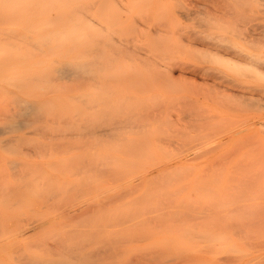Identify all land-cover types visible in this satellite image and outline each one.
<instances>
[{
	"label": "rangeland",
	"instance_id": "374dc122",
	"mask_svg": "<svg viewBox=\"0 0 264 264\" xmlns=\"http://www.w3.org/2000/svg\"><path fill=\"white\" fill-rule=\"evenodd\" d=\"M187 1L189 2L187 4V7L190 8L192 6V8L190 10L193 11V15H192L193 17L190 19L180 17L181 16L180 13H181V11H184V8H185L184 4ZM187 1L185 0V2L183 3V0H182V2L180 1L181 3L179 1L177 3L176 0H163V1L162 0H139V3H138L139 5L137 7L138 9H137L136 16L134 18V24H133V27H135L137 32L134 33L132 31L133 27H131L127 32H128V34L130 33L129 34L130 37L134 36L136 38V41H137L136 44L138 42L141 46H142V44H144V45L148 44L147 46L143 45L144 47H147L146 51H145L146 48L143 49V47H138L137 46L138 44L137 45L135 44V48L137 49L136 50L137 53H134V54L131 53V57H132V55H135L134 57L136 60V59H138L136 57V55H138V53L143 55V51H144L145 55H147V56H145V55L142 56L140 54H139V56H141L140 58L143 57V59L148 57V59H147V61H146V59H144L146 61V64L143 66L142 63H140V65H139V62H141L139 59H138L139 62L135 63V60L132 61L131 58H129L132 62H134L135 64H138L137 65L138 67L135 66L137 68L136 69L133 66L135 64L134 63L131 64L132 62L128 59V57H125L123 55V58L124 59L126 58L125 60H127V63H126L125 60H123V58H122V61L125 62V63L122 62V65L125 66L124 64H126V67H124V70L126 71L127 76H126V73L123 72V70L121 69L123 66L121 68H119L121 66V63H120L121 61H120L119 62L120 66L118 65L116 68L121 69V70H119V72L121 71L123 74L121 73V76H120L121 80L119 82H117L118 85L116 84V88H118V89L115 90V95L117 97L119 95V97L118 98L114 97V100L117 99L116 100V102H117L118 100H120L119 98H122L123 100L121 99L120 101H122V102L124 101V103H126V105H124V103H123V105H121V107H120L122 109L121 112H123V114H125V117H121L120 116L121 114L119 115L120 118H122V119L126 118L127 113L131 114V112L133 113L134 112L133 110H135V111H139L140 112L139 114L141 116L143 115V113H146V114H151V115H147V117L148 116L154 117L153 119L156 118V120L158 122L163 120L160 123V125H162L160 127V128H162L161 133L162 132L167 133L169 131V129H164L165 128L164 126L167 123L169 124V122H167V123H164V122L169 121V120L170 121L174 120L175 122L171 123L173 125L174 123L177 122L178 117L184 115L185 113H187L189 111L191 112L194 110L195 113L198 114V115H196L193 111L192 113H194V116L201 117L200 119L197 117L196 121L201 120V119L203 120L205 118V121L207 120V123H210V121L212 122L211 123L212 128H215L213 126H217V125L218 126L216 127V129L206 128L209 131L203 130L204 132H202V131L197 132V133H199V134H197L198 136L195 135L196 133H193L192 137H194V135H195L193 141L199 136L200 137L196 140L197 142H200L201 137H202V139L207 138V140L210 139L211 141L213 139L214 141H212V142L209 140L210 143L205 139H203V140L206 143L208 142L207 145L211 146V147L212 146L215 147L218 144V146H216L217 150H214L215 152L213 151L212 153L206 154V156L205 155H203L202 157L199 156L198 159H195L193 161L189 160L186 163L181 164L179 162V160L181 159L182 155L180 157L179 156L176 157V156L181 154L182 151L179 152L181 149L175 147L174 146L175 143H174L171 146L172 148L167 149L169 152H166V153L165 152H160V153H156V154L155 153L154 154L153 153L152 154L137 153L138 155L136 153H134V155H132L133 153H130V154L128 153L129 155L128 154L127 155L116 154V156L119 159L118 161L125 159L124 163H123V161H122V163L120 162L122 164V166L119 163V165H120L119 167L117 166L118 165L117 163H116L117 165H114L115 161L113 162V164H111L112 161L105 158L104 155H102V157L98 156V158L103 160L107 164V165L105 164V166H108V167H105V166L99 167V165H101V164H99V165H97L98 163L95 164V160L97 159V156H95V159H94V157L93 158L91 157L89 159V160H92V162H89L88 159H86L87 164L83 163L86 161L82 162L83 156L81 157V159L79 161H77L78 155H80V154L86 155V153H83L82 151H80V154L76 153L77 159L74 158V159H76V161H73L71 159L75 163V166H76V164H77V166H79V164H80V166L79 167H73L72 169H70L71 170L70 171L67 163L65 165H64V163H62V165H61V162L63 160V157H64V159L65 158L67 159L71 156L70 154H73V152H71V153L65 152V150H68L69 147L68 146L61 147L60 145H57V150L55 149L56 147L55 148L53 147L54 151L50 150L49 145H50L51 141H52L51 143L53 146H56V144H58V143L53 144L54 141L49 140V139H52L51 135L54 132L52 133L51 131L53 130V128H56L53 131L58 130L57 127L60 128L59 126H61V125H59V124H63L65 127L67 126L66 128H68L69 122H70V124L72 122V125L74 124L72 119H71L72 121L71 120L69 121V118H71L70 116H72V109L74 108V107L73 108L69 107L73 103L71 101L68 102L69 104H67L69 107L68 109H70V111L66 110L67 113L69 114L68 115L66 113V115L68 116V119L65 120L68 125H65L66 123L64 122V120L62 121V119L61 120L59 119L60 117H57L58 119L55 117L52 118L53 116H56V115L58 116L60 114L54 113L53 115H48L46 113L45 116H47V117L51 116L48 119L57 120V121H54L57 123V125H55V124H54V126H52L53 124L49 125V123H51V122H49L50 120L48 121V119L45 120L46 118H44L42 121H40L41 123L38 122L35 124V126L32 125L33 129H31L32 126H30V128L27 127L25 129H22V131H15V132L11 131L13 133L6 132L3 134H0L1 135L0 136L1 141L7 140V139L8 140L14 139V137H19V140H16L13 143L11 142V144H10L11 146H9V147L7 146V144H5L6 146L4 144L0 145L1 147H3L2 145L5 146L3 148L0 147V171H1L0 172V175H1L0 176V180H1L0 183L3 181V183H1V186H0V193H1L0 194L1 195L0 196V231L2 232V233H0V264H20V262H22L21 261L22 259L26 260V257L29 258L26 261L31 260L30 262H32V263L35 262L34 264H37L40 259L42 260V262L40 261L41 263H43V260L49 261L51 259L60 260L61 258H63L65 260H67V259L69 260L67 254L72 255L73 253L79 254V255H77L79 257H77V259H76V260L79 259V262L77 261L76 263H78V264L83 263L84 264V260L83 261L81 260L82 259L81 258L82 256H80L81 254L83 255V253H85V255H83V256L86 257V254H88L89 250L91 251L94 248L96 249L97 247L101 246L102 244L106 247L109 245L108 243H110L111 240L114 241L115 238L120 239V241H118V243H117L116 239L114 241V243L116 242L115 244H117V246L121 245V243L123 244V246H125V245L127 246L130 242V239L132 240L134 238L133 235H132L133 237H131V233L137 234V232L142 233L143 230L147 231L149 229V227H148L149 223L151 224V222H149V221L153 220L155 215L164 214L162 216H165V218L167 216L171 217L172 216L171 215L172 210L175 213L178 212V214L181 212L183 213V214L181 213L180 215L177 214L180 217V218L176 219L178 227L179 226L181 227L183 225L182 223H186L187 220H189V219L196 218L198 221L202 222L204 220V218H206L203 221V226H201L202 223H200L201 225L200 224L199 225L201 227L198 225V226H196L197 228H195V226L189 227V225H183L181 227V229L178 228L177 230H176V228L175 229L171 228V230H168L169 228L167 226L153 229V230H157L156 234L158 233V235H156L155 238L161 239V240H158V239L157 240L155 239V240H156V242L158 241V242L163 244V246H160L161 244L157 242L158 244H160L159 246L161 247V249L164 247L163 252H165V253L169 252L171 254V256H173L175 258V261L177 263L180 262L179 259L185 260L188 258V260H186L185 264L186 263L187 264H264V123H262V122H264V79L260 78L258 76H255L254 73L251 74L249 71H245L244 74H243V72L237 73L238 70L234 71L229 66H226L223 64H221L222 67L220 68L219 67L220 64L218 62L213 60L211 57H208L209 56L208 52L211 54H213V53L218 54V52H215V51H219V53H221V55H224V57H227V58L231 57L235 60L240 59L241 61L244 60V62L251 61V59L247 58V56H245L244 54L242 55L241 52L240 53L236 52V51L234 52V50H233V52H231L232 54H230V52H229V51H231L230 44H235V42H234L235 37L234 38L231 37L232 39L229 37L231 39L230 40L231 42L230 41L228 42V41H226L227 39L226 40L223 39V37L226 33L222 34L223 37H220L221 35L219 36V38L217 39L218 44L216 45V39L213 38L215 41L212 39L211 33L214 31H216L215 33H217V32L221 33V31H220V29H217V27H216L217 25H215V27H214V25L212 26L213 22L211 21L209 15L206 14L207 13L206 9H209L210 7L212 8V6H210V7L207 6L208 4H207L206 0H191V1L187 0ZM176 3H177V5H176ZM198 4H201V5H198ZM4 5H5L4 2H0V6H4ZM5 8L6 7L1 8L2 11H5ZM201 10L204 12L201 13L202 12ZM194 12H195V14H194ZM151 14L152 15L154 14V15L152 16ZM200 14H202V15H200ZM204 15L206 16V18ZM159 16L161 19L167 17L168 22L165 21L166 19H164L165 22L163 20H161L162 21L161 22ZM203 16L206 20L204 18H199V17H203ZM151 18L153 19V21L151 20ZM203 19L206 22L208 20H210V21H208L207 24H203L201 22V20L203 21ZM157 21H158V23H157ZM161 23H164V24H161ZM165 23L167 24V26ZM201 25H203V26H201ZM204 25H205V27H204ZM183 26L186 29L185 28L182 29ZM186 26H188V28ZM202 28H204L205 30ZM203 31H205V32H203ZM155 32H157V33H155ZM199 34L202 36L199 37L200 36ZM208 34H209V36H208ZM196 35H198V36H196ZM126 36L127 35H124V36L122 35V37H126ZM225 37H227V36H225ZM220 38H221V40H220ZM148 39H149V41H148ZM206 39H207V41H206ZM222 39L225 40V42H223ZM167 40H168V42H167ZM236 40L237 39H235V41ZM157 42H159L161 45ZM211 42H214V43H211ZM238 42H240V41H238ZM165 43H168V44H165ZM219 43H222V44L225 43V45L227 43V46L229 44V47L225 46V47H227V49H226L225 47H223ZM52 44L55 45L56 43L53 42ZM103 45H105V44H103ZM132 45H134V43ZM156 45L159 47H157ZM173 46H174V48H172ZM149 48L153 49V50H149V52H148ZM240 48L242 49V47H240ZM228 49H230V50H228ZM172 50H174V51H172ZM182 50H183V52H182ZM160 51H162V52H160ZM34 52L36 53L37 51H34ZM49 52H51L50 55H52L53 52L54 53L60 52V50L49 51ZM155 52L156 53L159 52L157 54H160V55L158 56ZM224 52H226V53L224 54ZM153 53H155L156 55ZM161 53H164V54H161ZM238 53H239V55H237ZM167 54H168V56H167ZM47 55H49V53ZM150 55H151V58H150ZM174 55H176V57H173ZM225 55H227V56H225ZM199 56H201L200 59H199ZM166 57H168V58H166ZM238 57H240V58H238ZM48 58H49V56L47 57V59ZM164 58H166V60H164ZM169 59L171 61H175V62L179 61L177 65H180V64L182 65L183 64L182 61H184V64L186 61L187 64L193 63L192 65L196 64L198 66L201 63L202 64L200 66H202L203 64H204L203 66H207V65L213 66V64H214L213 67L220 68L224 72L226 71L225 74H227V75L229 74L231 76H232V74H230V73H232L234 71L235 76L233 77V80L234 79H235V81L238 80L237 85L234 83V81L233 82L228 81V83L230 82L228 84L227 82L224 83V82L220 81L219 79H217L218 85L216 86L219 90L223 89L227 94H231V93L234 94V96H232L231 98L229 96H227L229 99H225L224 97L223 98L218 97V99L220 98V101H222V102L227 100L224 102L226 104H229L228 102H230V104L234 103V104H232V106H233L232 113H231V111H227L226 107L223 108V106L221 108H223L224 111H227V112H223L222 109H219V111H218L219 105L216 104L217 101H216V103H211V104H213L212 105L213 107L215 105V111H213L214 108L212 106H209V105H205L204 108L205 109L207 107L210 109L213 108L212 113L209 112L210 110H208V109L206 110V112H205V109L203 111L202 106H204V104H205V102L203 101L204 97L203 96L200 97L201 101L204 102V103H201V101L198 100L197 96H195V93H193V92L189 93L188 91L185 90V89L188 90V88L190 90V88H191V84L189 83V80L178 79V80L172 81V79L168 78L167 73L164 72L165 64L170 61ZM206 59H208V60H206ZM148 60H150V64H147V63H149ZM262 60H263V63L259 62L257 64V66L264 71V54H262ZM128 61H130V63ZM180 61L182 63H180ZM208 61H210V62L208 63ZM136 62H137V60H136ZM211 63H212V65H210ZM215 63H217V64H215ZM205 64H207V65H205ZM217 65H219V66H217ZM127 66L128 67L131 66L130 69H132V70L129 69V71H127V69H126V68H128ZM224 66H225V68H224ZM133 68H135L136 70ZM162 73L166 76L162 75ZM160 75L162 76V78H163V76L165 77L164 80L161 78ZM157 76H159V78ZM174 76H177V73H175ZM250 77H252L253 79ZM127 78H129V79H127ZM239 80L241 83H239ZM123 81H124V83H123ZM168 81H169V83H165ZM209 81L212 84L214 82L212 80H209ZM0 82H2L1 84L7 85L6 82H3L2 80H0ZM163 82L165 83L164 84L165 86L167 85L166 86L167 88L165 87V89H163L164 88V85H162ZM130 83H132V84H130ZM219 83H220V86H219ZM214 84H215V82H214ZM225 84L227 85V87ZM239 84H241V85H239ZM130 85H132V86H130ZM126 86H129V88ZM161 86H162V88H161ZM251 86H254V87H251ZM262 86H263V88H262ZM170 87H171V89H170ZM259 87H260V89H259ZM164 90H166V94H165V92H161ZM143 91L145 92V94ZM117 92H118V94H116ZM160 92L163 93L164 96L166 95L167 98L163 99V100L161 99L162 101H159V98H161V97L158 95V93H160ZM124 93L127 97L124 95ZM131 95L134 98L133 100L130 99V98H132ZM164 96H163V98H165ZM185 96H189L190 97V98L188 97L189 100L192 98L195 99L196 100L195 102H197L196 106H198V109H197V107L194 106L195 104L188 103V105H187L188 100L186 99ZM136 97L137 98L140 97V98L137 99ZM171 97H174L173 103L170 101L173 99ZM168 98H169V100H168ZM135 99H137V100H135ZM175 99L177 101L179 99L180 100L177 102V101H175ZM114 100H113V102H114ZM134 100L136 102H134ZM120 101H118L117 103H120ZM116 102L114 103V105H116ZM138 102H140L144 105L142 107L145 108V106H147L150 109L146 108V111H147V109H148V111L145 112V109L143 111V109H141V107L139 108V106H136ZM160 102L162 103V105H164V107L161 105ZM183 102H185V103H183ZM193 103H194V101H193ZM200 103L202 105H200ZM170 104L172 106H169ZM190 104H191V106H190ZM117 105L119 106L120 104H117ZM138 105L141 106V104H138ZM73 106H74V104H73ZM111 107H113V105L112 106L110 105V109H111V111H113V109ZM127 107H129V108H127ZM0 108H3V112H4L5 109H4L3 104H2V107L0 105ZM113 108L115 109L116 107H113ZM120 108H117L118 111H120ZM123 108H126V109H124V111H123ZM182 108L184 109V111ZM234 108H235V111H233ZM127 109H128V111H127ZM158 109H159V111L161 109V111L158 112ZM162 109H164V112H162ZM236 109H237V111H236ZM238 109H239V111H238ZM242 109H244L245 112H243ZM257 109H258V111H257ZM115 111H116V109H115ZM125 111H126V113H125ZM216 111L219 112V114ZM220 111H222V112H220ZM0 113H1V111H0ZM117 113L116 112H112V113L110 112V116L108 113L107 114L108 116L105 115V116H107V118L105 116H104V118L105 119L109 118V120L112 121L114 118H112L111 115H113V114L118 115ZM162 113L163 114L165 113L164 118H163ZM203 113L209 114L208 117L211 120L207 119L208 117H204L203 115L206 116V114H203ZM220 113H222L224 116L221 115ZM224 113L226 114V116ZM216 114H218V115L216 116ZM219 115H221V118ZM157 116H159V117H157ZM202 116H203V118H202ZM117 117L118 116H116L115 119H117ZM192 117H193V115H192ZM212 117H213V119H212ZM102 118H103V115H102ZM157 118H160V119L163 118V119L158 120ZM148 119H150V118H148ZM59 120L61 122H64L65 124L59 122ZM203 121H201V122L203 123ZM0 123H3L2 118H1ZM52 123H53V121H52ZM236 123L239 124L238 127H237ZM1 125L2 124H0V126ZM72 125H70L69 128L70 127L73 128ZM219 125L224 126V127H222V129H221ZM233 125H235V126H233ZM65 127H62L61 129L62 130L66 129ZM166 128H168V127L166 126ZM226 128H227V130H226ZM234 128L236 130H234ZM219 129H221L219 133L223 134V138L226 137L225 139L227 140V142H228V139H231L228 143L227 142L223 143V141L225 142V139L220 141L222 139L221 138L222 135L219 136L220 137V140H219L217 135H220V134L216 133L217 131H219ZM47 130H50L49 132L51 134L49 132H47ZM224 130H226L225 133H229L230 136L227 137V134H225L223 132ZM232 130H234V131H232ZM34 131H36V133ZM207 132H210V133H207ZM49 135L51 138L49 137ZM203 136H205V137H203ZM22 139L25 141H23ZM203 140H201V141H203ZM35 141L37 144L35 143ZM189 141H191L190 143H192V144L196 142V141L193 142L192 140H189ZM42 142L44 145L43 148H41L43 146ZM221 142H222V145H220ZM247 142H249V143H247ZM0 143H2V142H0ZM245 143L248 145V147ZM253 143H254V145H253ZM35 145H36V147H35ZM64 145H65V143H64ZM251 145H253V146H251ZM59 146L61 148H59ZM177 146H179V145H177ZM34 147L37 149H34ZM58 149H60V151L62 149L63 153H66V154L63 155L60 151H58ZM35 150H37V151H35ZM248 150H250V151H248ZM51 151L52 152L57 151L56 152L57 155H55V153L52 154ZM86 152H87V155H90V156L93 155V154H90V151H86ZM177 152H179V154ZM245 152H246V154H245ZM58 153H60L61 155L58 156L59 155ZM167 153H169V154H167ZM45 154H46V156H45ZM199 154L202 155L201 153H199ZM142 155H143V158H142ZM121 156L126 157V158L123 159V157L121 158ZM134 156H135L136 160L134 159ZM59 157H61V158H59ZM171 157H173V158L171 159ZM220 158H222V159L219 160ZM153 159H155L156 163L153 161ZM93 160H94V167H96L94 169L92 167L93 164H91V166H90V164H88V163H93ZM150 160H152L153 162H151ZM156 160L157 161L160 160L159 162L161 163V165L163 167L160 166V163H157ZM214 160H215V163H214ZM12 161L16 163L14 168H13L14 164L12 163ZM58 161L60 164L57 163ZM139 161H140V163H139ZM50 162H51V164H50ZM78 162H79V164H78ZM53 163H54V165H53ZM68 163H70V160ZM130 163H132V164H130ZM49 164H50V166H53V167H50V166L47 167V165H49ZM126 164H129L130 166L128 165L129 167L127 166V168H126ZM17 165H19V166H17ZM63 165L65 166L64 168H66V169L62 168ZM81 165H83V166H81ZM152 165H154V166H152ZM97 166H98V169H102V167H104L106 169L110 167L111 169L110 168H109L110 170L104 169L103 172H101L100 170H97L96 171L97 173H95L94 175L98 174V171L101 172L102 175L99 174L98 175L99 178H96L98 176L97 175L93 176L92 174H93V172H95L94 170L97 169ZM115 166H117V167H115ZM141 166H143V167H141ZM146 166H148V167H146ZM83 167H85V168H83ZM42 168H44V169H42ZM187 168H189L190 170L192 169V170L190 171ZM63 169H64V171H63ZM81 169L83 171H80L81 172L80 173L79 170H81ZM85 169H87V170H85ZM186 169L189 170V172L186 171ZM66 170H67V173H70L71 175L70 174L68 175L67 173H65ZM77 171L79 172L78 177H77V175H78ZM91 171H92V174H91ZM107 171H108V173H107ZM177 171L179 173H177ZM17 172H19L18 175H16ZM26 173L28 174L29 177L27 176ZM74 173L75 174L77 173V175L75 176ZM188 173L190 175L191 174L192 175L190 176ZM64 174L66 175V177H65L66 179L64 178ZM103 175H105V176L103 177ZM23 177H25L24 178L25 181H24ZM160 177H161V179H160ZM92 178H95V180H93ZM176 178H177V180H176ZM98 179H99V181H98ZM148 179L151 181H148ZM4 181H6V182H4ZM8 182H9V185H8ZM139 182H140V184H139ZM202 182H203V184H202ZM47 183L49 185H47ZM151 183H153V184H151ZM10 185H11V187H7ZM161 186L163 187V190L161 189L162 188ZM165 186L168 188H165ZM182 186H184V187H182ZM15 188H16V190H15ZM200 188H202V190ZM53 189H54V191H52ZM147 189L148 190L150 189V191L149 192L146 191ZM11 190H12V192H11ZM101 191H103V192H101ZM163 191H164V193H163ZM165 191H168L169 193H167ZM176 191H177V193H176ZM56 192H58V193H56ZM121 192L123 195L121 194ZM113 194H115V195H113ZM172 195H173V197H172ZM4 197L5 198L7 197L6 203L4 201ZM167 198L170 201H168ZM112 199L114 200V203H112V201H113ZM243 199H244V201H243ZM8 201L10 203H8ZM131 201H132V203L133 202L135 203V204H132L131 206L129 205V207H131L132 209L135 210L138 205L141 207V208L138 207L135 210L136 213L133 214V219H135V217L138 216L137 213H139V211H141V212L143 211V213H145L146 216H144L143 219L146 221H143V219H141L142 220L141 223L145 222V224H146V222H149L144 227L145 229L141 225H140L141 228L138 227L137 226V225H139L138 223L136 225H131L132 227H127L128 224L124 223L122 221V225L124 227L126 226L125 228H123L121 223L119 224V222H121L120 218L123 219L122 218L123 214L125 212H128L129 209H131V208H128V203ZM140 202L142 204L145 202L143 204L144 206H142ZM138 203H140V204H138ZM154 205H157V206H154ZM165 205H167V206H165ZM168 207H169V209L171 208L170 209L171 211L169 213H168V211H169ZM175 207H176V209H178L177 212H176ZM156 208L157 209L160 208V210H157ZM189 208H190V210H189ZM179 209L180 210L183 209V210L180 211ZM84 210H86V212L88 214H90V216L87 215V213H84L85 212ZM144 210H146V211H144ZM81 211L83 213V217H85L87 215V217H86L87 219L86 218H84V219H86V221L89 220L88 222H86L85 220H82L83 217H80L82 215ZM185 211H186V213H185ZM193 211H195V212H193ZM156 212H157V214H156ZM75 213H76V215H80V214L81 215L76 216ZM154 213H155V215H153ZM166 213H167V215H166ZM175 213H174V215H175ZM84 214H85V216H84ZM114 214H116V215H114ZM187 214H189V216ZM192 214L196 215V216L194 217ZM70 215H71V218H70ZM77 217H79V218H77ZM102 217H105V221H104L105 225H104V222L102 221V220H104ZM117 217L119 220L116 219ZM175 217H176V215L172 218L175 219ZM88 218H90L91 220ZM150 218H151V220H150ZM184 218H187V220L186 219L184 220ZM211 218L213 221H210ZM77 219H79V220H77ZM181 219H183L184 222L181 221ZM216 219L218 221H216ZM41 220H42V222H41ZM147 220H149V221H147ZM166 220H168V219L166 218ZM84 221L86 224L87 223L88 224L85 225ZM91 221H93V222H91ZM176 221H175V223H176ZM219 221H222V222H219ZM214 222H216V223L214 224ZM80 223H82L81 225H84L85 230H83V231H85V234L88 232V235L87 234L85 235L84 233L82 234L81 229H80L81 232L79 231L80 233L74 232V231H77L79 228L83 227L80 225ZM204 223L206 225H204ZM70 224L73 226H71ZM114 225L116 226V228L114 227ZM228 225H229V227H226ZM74 226L75 227L77 226L76 228H78V229L76 230V228ZM87 226H88L87 230H89V231H86ZM112 226L115 229L112 228ZM237 226H238V228H236ZM239 226L241 228H239ZM106 227H107V229L105 230L106 232L104 230L100 231V228L105 229ZM192 227H194V228L192 229ZM74 228H75V230H74ZM110 228H112V229H110ZM133 228L136 231H132L131 229H133ZM187 228H190V229L188 230ZM22 229H24V230H22ZM94 229H97L98 232L104 231L105 235H103V234L99 235L100 234V232H99V234L97 233V236H95L97 231L95 230L96 231L95 232ZM125 229L126 230L129 229L130 231L129 230L126 231ZM185 229L187 232L185 231ZM66 230L69 231L70 234L67 233ZM71 230L73 233H75V235H73V233H71ZM150 230L152 231L151 228H150ZM195 230L197 232H195ZM15 231H16V234L14 233ZM114 231H115V233H114ZM125 231H126V233H125ZM91 232H93V234H95V235H91L92 234ZM65 233H67V234H65ZM77 233H79V235H77ZM109 233H113V234H115V236L112 235V236L108 237ZM119 233H122L123 239H121L122 237H121V234H119ZM81 234L84 236H81ZM116 234H119L118 236H120V238H118L116 236ZM125 234L126 235L129 234V235H127L128 237L125 236ZM16 235H18V236H16ZM69 235H71V236L69 237ZM109 235H111V234H109ZM27 236L29 239L27 238ZM80 236H81V238H80ZM92 236L97 237V238H94L96 240H99L100 236H102V237H101L100 241L93 240L97 243L91 244L90 242L93 239ZM113 236H114V239L111 238ZM124 236H125V238H124ZM202 236L204 237V240L202 239L203 238ZM6 237H8V238H6ZM51 237H53V238H51ZM55 237H57V238H55ZM58 237L60 238L59 240H58ZM72 237H73V239H74V237L75 238L78 237L79 239L77 238L76 240L75 239L72 240ZM89 237L91 239H87L86 240L87 242L84 243L85 240H83V239H86ZM197 237L198 238L202 237L201 241L199 239H197ZM65 238H69V240L66 239L67 240L66 241ZM110 238H111V240H110ZM162 238H164L166 240V244L164 243V241H162ZM10 239H12V240H10ZM23 239H25V241ZM63 239H64V242H63ZM80 239L82 240L83 246H84V244L85 245L87 244L86 245L87 247L85 246V249L89 248V250L83 249V251L85 250V252H83L81 249L82 248L81 245H79V246H81V248H80L81 250L78 248L79 246L78 247L75 246V245H77V243L79 244ZM207 239L210 241L209 243H208ZM22 240H23V242H22ZM106 240L109 242H107ZM13 241H15V242H13ZM102 241L103 242L105 241L107 245L105 244V242L102 243ZM11 242H13V243L11 244ZM70 242L71 243L74 242V243L70 244ZM170 242L173 245H171ZM176 242H178V244ZM63 243L65 245H62ZM88 243H90V245H92V246H90V245L89 246L92 247L93 249H90V247L88 246ZM114 243H112V244H114ZM138 243H140V242H138ZM112 244H110V245H112ZM168 244H170L171 246ZM174 245H175V247H174ZM39 246L41 247L40 249H38ZM45 246H46V248H45ZM61 246H62V248H61ZM178 246H180V247H178ZM50 247L51 248L53 247L52 249H54V250L57 248L58 251L55 250L56 253L54 251V253L51 254L50 253L51 250H49V249H51ZM74 247H76L79 250L78 253L76 252L77 249ZM59 248H60V250H62L63 253L59 252L60 251ZM71 248L75 250V251H73V253L71 251ZM167 248L168 249L170 248V250L172 249L173 251L172 250L170 251ZM183 249L185 250V253L183 252ZM45 250H46V253H44ZM177 251L179 254L177 253ZM31 252L33 253L32 255H31ZM48 252L51 255H48ZM64 252L65 253L67 252V254H65ZM24 254L26 257L23 256ZM44 254H45V257H44ZM46 254L50 258L46 257ZM56 254H59V255H57V257L53 256ZM63 254H65L66 257ZM29 255H31L32 258L34 257V259H31V256L29 257ZM41 255H42V257H41ZM9 257H11V259H9ZM184 257H186V258H184ZM15 259H16V261H15ZM35 259H37V260L35 261ZM25 260H23V262ZM85 260H88V259H85ZM45 261H44V263H46ZM60 261H63V260L61 259ZM175 261L173 260V262H175ZM23 262L21 264H23ZM176 262H175V264H176ZM46 264H49V262Z\"/></svg>",
	"mask_w": 264,
	"mask_h": 264
},
{
	"label": "bare ground",
	"instance_id": "6f19581e",
	"mask_svg": "<svg viewBox=\"0 0 264 264\" xmlns=\"http://www.w3.org/2000/svg\"><path fill=\"white\" fill-rule=\"evenodd\" d=\"M176 1H177V3H178V1L182 2V0H176ZM0 2H4L5 3L4 6H0V80H2L3 82H6V84L8 85L7 86V85H4V84H1L2 82H0V105L2 107V104H3L4 105V109H5L4 112H3V108H0V111H1V113H0V116H1L0 117V122H1V118H2V122H3V123H0V124H2L0 126V134L6 133V132L13 133L11 131H14V132L15 131H22V129H25L27 127L30 128V126H32V125L35 126L36 123L42 121L44 118H46L45 120H47L48 118L51 117V116L50 117L49 116L48 117L45 116L46 113L48 115H53L54 113H56V114L58 113L60 115L57 116L55 114L56 116H53L52 118L60 117L59 119L60 120L62 119V121L64 120V122L66 123L65 120L68 119V116L66 115V113H67V111H70V109H68V108L69 107H72V108L74 107L72 109V116H70L71 118H69V121L72 119L74 124L72 125V122H71V124L69 122V126L72 125V127L73 128L75 127V128L74 129L71 128V127L69 128V126H68V128H66L67 126L65 127L63 124H59L61 126H59L60 128L57 127L58 130H56V131H53L56 128L52 127L53 130L50 128L52 130L51 132L52 133L54 132V133L51 135L52 139H49V140H53L54 141L53 144L54 143L55 144L58 143V144H56V146H53L52 143H51L52 141H51L50 145H49L50 146V148H49L50 150H53V147L54 148L56 147L55 149L57 150V145H60L61 147H64V146H68L69 147V149L65 150V152H67V153L68 152L69 153L73 152V154H70L71 155L70 157L68 156L70 159L69 158H67V159L65 158L64 159V157L62 156L63 160L65 162L62 159H61L62 162L58 159L61 162V165H62V163H64V165L67 163V165L69 166V170L72 169L73 167H79L80 166L79 162H78L79 166H77V164L75 166V163L73 162V161H76L77 154L78 153L80 154V151H82L83 153H86V155H87L86 151H90V154H93L94 156L93 155L92 156H90V155L86 156L85 154L84 155L80 154V155H78L77 161H79L81 159V157L83 156L82 162L86 161V159H88L89 162H92V160H89V159L91 157L92 158L94 157V159H95V156H97V159L95 160V164H97V163H98L97 165L101 164V165H99V167L100 166H105L106 163L103 160H101L100 158H98V156L102 157V155H104L105 158H107L108 160L112 161L111 164H113V162L115 161L114 165L118 164L117 166L119 167L120 166L119 163L120 162L122 163V161L124 163L125 162L124 158H126V157L121 156V158L123 157L124 160L118 161L119 159L116 156V154H120V155L121 154H125V155H127L128 153L129 154L133 153L132 155H134V153H136V154L137 153H143V154H152V153L154 154L155 153L156 154V153H160V152H165L166 153V152H169L167 149L172 148L171 146L174 143H175V145H174L175 147L181 149L179 152L182 151L181 154H179V152H177L179 155L176 156V157H178V156L180 157L182 155L181 159L179 160V162L181 164L186 163L189 160L193 161L195 159H198L199 156L200 157H202L203 155L206 156V154L212 153L214 150H217L216 146H218V144L216 146L214 145L215 147H213V146L211 147V146L207 145L208 142L210 143V141H211L210 139H209L210 140L209 141V140H207V138L206 139L203 138V139L208 141L206 143L201 137V140H203V141H201L199 139L200 142H197L196 140L200 136L197 137L194 140V141H196L195 143H193V144L190 143L191 141H189V140L193 141L195 135L199 134L197 132H201V131L204 132V131H207L209 128L216 129V127L218 126V125L217 126H213L215 128H212L211 127L212 126L211 125L212 122L210 121V123H207V120L205 121V118L203 119L204 121L202 119L196 121L197 117L199 119L201 117L194 116V113H195L194 110H193L194 113H192L193 111H191V112L189 111V112L185 113L184 115L178 117L177 122H176L177 124L176 123H174L173 125L171 124V123L175 122L174 120L173 121L169 120V121L164 122V123L169 122V124H170L169 125L167 123L169 126L167 124L166 125L164 124L165 125L164 129H169V131L167 130L168 132L166 131L167 133H163V132L161 133V129L162 128H160L162 126V125H160V123L163 121L161 119L164 118L165 113L164 114L162 113L163 114V118H161V119L157 118L158 120L159 119L161 120L159 122L156 120V118L153 119L154 117H151V116L147 117V115H151V114L143 113V115L141 116L139 114L140 112L139 111H135V110H133L134 112L133 113L131 112V114L127 113L126 114V118H124L125 120L120 118V116L121 117H125V114H123V112H121L122 109L120 108L121 105H123L124 101L123 102L120 101L122 98H119L120 100H118V101H120V103H117L118 101L116 102L117 99L114 100V97H117L115 95V90L118 89V88H116L117 82H119L121 80L120 76H121L122 72L121 71L119 72V70L122 69L123 72L126 73V71L124 70V67H126V64H124L125 66L122 65L123 55L125 57H128V59L131 58V60L133 61V60H135V57H134L135 55H132V57H131V53L132 54L137 53V51H136L137 49L135 48V44L137 42L136 38L133 36L134 34L132 35L134 38L130 37L129 36L130 33L128 34L127 31L131 27H133L134 18L136 16V12H137V9H138L137 7L139 5L138 4L139 0H0ZM184 2H185V0H183V3ZM206 2L208 4L207 5L208 7L212 6V8H213L212 9L210 7L212 10L210 8L206 9L207 10L206 14L209 15L211 21L213 22L212 26L214 25V27H215V25H217L216 26L217 29H220V31H221V33L220 32L219 33L218 32L215 33L216 31L211 33L212 39L213 38L216 39V45L218 44L217 39L219 38V36L221 35L220 37H223L222 34L226 33L224 35L223 39H225V40L227 39L226 41H228V42L232 38L235 37L234 38L235 44H230V48H231V51H229L230 54H232L231 52H233V50H234V52L235 51L239 52V53L241 52L242 55L244 54L245 56H247V58L251 59V61L244 62V60L241 61L240 59L239 60H235V59H233L231 57L227 58V57H224V55H221V53H219V51H215V52H218V54H216V53L215 54L214 53L211 54V53L208 52V55H209L208 57H211L213 60L218 62L220 64V66L219 65H217V66H219L220 68L222 67L221 64H223V65L229 66L234 71L238 70L237 73L238 72H243V74H244L245 71H249L251 74L254 73L255 76H258V77L264 79V71L257 66V64L259 62L263 63L262 54H264V0H206ZM177 3H176V5H177ZM188 3L189 2L187 1L184 4L185 8H184V11H181V13H180L181 16L179 15L180 17L187 18V19H190V18L193 17L192 16L193 15V11L190 10L192 8V6L190 8L187 7ZM198 5H201V4H198ZM4 7H6L5 11H2L1 8H4ZM195 12H194V14H195ZM203 12L204 11H202L201 13H203ZM200 15H202V14H200ZM204 16L203 17H199V18H204ZM159 18H160V16H159ZM205 18H206V16H205ZM164 19H166L165 21L168 22L167 17L163 18V19L160 18V21L161 20L164 21ZM204 19H203V21H204ZM151 20L153 21L152 18H151ZM203 21L201 20V22L203 24H207V22L210 21V20H208L207 22L206 21L203 22ZM157 23H158V21H157ZM161 24H164V23H161ZM166 26H167V24H166ZM201 26H203V25H201ZM186 27L188 28V26H186ZM204 27H205V25H204ZM183 28H185V27L183 26L182 29ZM202 29H204V28H202ZM132 31L134 33L137 32L135 27L132 28ZM203 32H205V31H203ZM155 33H157V32H155ZM122 35L123 36L127 35V36L126 37H122ZM196 36H198V35H196ZM201 36L202 35H200L199 37H201ZM208 36H209V34H208ZM225 36H227V37H225ZM229 37L230 38L232 37V38L230 39ZM223 39H222V41L225 42V40H223ZM235 39H237L240 42H238L237 40L235 41ZM220 40H221V38H220ZM148 41H149V39H148ZM206 41H207V39H206ZM53 42L56 43V44L53 45L52 44ZM167 42H168V40H167ZM133 43H134V45H132ZM157 43H159V42H157ZM211 43H214V42H211ZM103 44H105L106 46L103 45ZM137 44L136 45L138 47H143V49L146 48L145 51L147 50V47H144V46H147L148 44L147 45L142 44V46L139 44V42ZM165 44H168V43H165ZM219 44L222 45L223 47L227 46V43H226V45H225V43H223V44L219 43ZM239 46L242 47V49ZM157 47H159V46H157ZM227 47H229V44H228ZM227 47H225V48L227 49ZM172 48H174V46ZM55 50L56 51L60 50V52H56L57 54L53 52L54 54L52 53V55H50L51 52H49V51H55ZM149 50H153V49L149 48L148 52H149ZM228 50H230V49H228ZM34 51H37V52L35 53ZM172 51H174V50H172ZM160 52H162V51H160ZM182 52H183V50H182ZM48 53H49V55H47ZM155 53H153V54H155ZM157 53H159V52H157ZM225 53L226 52H224V54ZM239 53L237 55H239ZM139 54L140 53H138V55H136V57L141 62H139L138 59H136L137 62L135 60V63L139 62V65H140V63H142L143 66H144L146 64V61H147L148 57L144 58V59H146V61H145L143 59V57L140 58L141 56H139ZM161 54H164V53H161ZM140 55H142V54H140ZM143 55H145L144 51H143ZM157 55L159 56L160 54H157ZM227 55H225V56H227ZM48 56H49V58L47 59ZM145 56H147V55H145ZM167 56H168V54H167ZM173 57H176V55H174ZM200 57L201 56H199V59H200ZM150 58H151V55H150ZM166 58H168V57H166ZM166 58H164V60H166ZM238 58H240V57H238ZM125 59L123 58V60H125ZM206 60H208V59H206ZM130 61H128V62L130 63ZM148 61H149V63H147V64H150V60H148ZM119 62L121 63V66L119 65L120 64ZM125 62L127 63V60H125ZM125 62H123V63H125ZM176 62L170 60L168 63H166L165 67H164V72L167 73L168 78L172 79V81L173 80H178V79L189 80V83L191 84V88H190V90H189V88H188V90L187 89H185V90L188 91L189 93L190 92L195 93V96H197L199 101H201V98H200L201 96L204 97L203 101L205 102V104H204V106H202L203 111L205 109L204 108L205 105L212 106L213 104H211V103H216V101H217L216 104L219 105V108L217 107L218 111H219V109H222L223 112L231 111V113H232V108H233L232 104H234V103L231 102L232 104H230V102H228L229 104H226L224 102L227 101L225 99H229L227 96H229L231 98L232 96H234V94H232V93L231 94H227L223 89H222L223 91L221 89L219 90L216 86L218 85L217 79H219L220 81H222L224 83H226V82L228 83V81H230V82L234 81V83L237 85L238 84V82H237L238 80L237 79H236L237 81H235V79L233 80V77L235 76V72L234 71L232 73H230V74H232V76H231L229 74L228 75L225 74L226 71L224 72L220 68L213 67L214 64H213V66H208L207 64H205L207 66H203L204 64L202 66H200L202 63L201 64L199 63L200 65L198 66L195 63H194L195 65H192L193 63L187 64L186 61H185V64H184V61H182L183 62L182 65L181 64L177 65L179 61H176ZM182 62L180 61V63H182ZM209 62L210 61H208V63ZM133 63L134 62H132L131 64H133ZM215 64H217V63H215ZM118 65L120 66L119 68H121L122 66L123 67L121 69L116 68ZM137 65L138 64H135L133 66L134 67L135 66L138 67ZM210 65H212V63ZM130 67L126 68L127 71H129ZM135 68H133V69H135ZM224 68H225V66H224ZM130 70H132V69H130ZM175 73H177V76H174ZM162 75H164V74L162 73ZM126 76H127V73H126ZM164 76H166V75H164ZM164 76H163V78L161 76V78L163 80L165 78ZM157 77L159 78V76H157ZM250 78H252V77H250ZM127 79H129V78H127ZM209 80L214 81L215 84H214V82H213V84L210 83ZM123 83H124V81H123ZM165 83H169V81L165 82ZM165 83L163 82L162 85H164ZM220 83H219V86H220ZM239 83H241L240 80H239ZM130 84H132V83H130ZM239 85H241V84H239ZM130 86H132V85H130ZM166 86L164 85L163 89H165ZM254 86H251V87H254ZM126 87L129 88V86H126ZM226 87H227V85H226ZM161 88H162V86H161ZM262 88H263V86H262ZM170 89H171V87H170ZM259 89H260V87H259ZM161 92H165V94H166V90L161 91ZM161 92L158 93V95L161 97V98H159V101H162L163 99L167 98L166 95L164 96V94L161 93ZM116 94H118V92ZM144 94H145V92H144ZM124 95H125V93H124ZM163 96L165 98H163ZM118 97H119V95H118ZM185 97L188 100L187 101V105H188V103L195 104L194 106L197 107V109H198V106H196L197 102H195L196 101L195 99L192 98V99L189 100V98H190L189 96H185ZM218 97H222V98L224 97L225 101H223V102L220 101V98L218 99ZM138 98H140V97H138ZM171 98H173V99L170 100V101L173 103L174 97H171ZM130 99L133 100L134 99L133 96ZM137 99H135V100H137ZM176 99H175V101H177ZM113 100H114V102H113ZM135 100H134V102H136ZM168 100H169V98H168ZM70 101L73 102V103L68 107L67 104H69L68 102H70ZM193 101H194V103H193ZM203 101H201V103H204ZM115 102H116V105H114ZM183 103H185V102H183ZM201 103H200V105H202ZM73 104H74V106H73ZM117 104H120V105L118 106ZM138 104H141V106L138 105ZM191 104H190V106H191ZM110 105L111 106L113 105V107H116L115 108L116 111H115V109L113 107H111L113 109V111H111ZM124 105H126V103H124ZM161 105H162V103H161ZM136 106H139V108L141 107V109H143V111L145 109V112H147L148 109H150L147 106H145V108L142 107L144 105L142 103H140V102H138ZM162 106L164 107V105H162ZM169 106H172V105L170 104ZM222 106H223V108L226 107L227 111H224V109L221 108ZM117 108H120V111H118ZM127 108H129V107H127ZM146 108H148L147 111H146ZM213 108H212L213 111H215V105H214ZM124 109H126V108H123V111H124ZM207 109L210 110L209 112L212 113V109H210L208 107L205 109V112H206ZM127 111H128V109H127ZM160 111H161V109H160ZM160 111L158 109V112H160ZM183 111H184V109H183ZM222 111H220V112H222ZM233 111H235V108L233 109ZM236 111H237V109H236ZM238 111H239V109H238ZM242 111L245 112L244 109H242ZM257 111H258V109H257ZM110 112L111 113L112 112H116V113L118 112L117 113L118 115H116V114L114 115L113 114L115 117L113 115H111L112 118H114L113 120L110 118L112 121H110L109 118L108 119L104 118V116L107 115L108 113H109V116H110ZM162 112H164V109H162ZM125 113H126V111H125ZM217 113L219 114V112H217ZM203 114H206V116L203 115ZM203 114L202 115L204 117H208V115H209L207 113H203ZM218 114H216V116ZM220 114L223 115L222 113H220ZM102 115H103V118H102ZM192 115H193V117H192ZM196 115H198V114H196ZM221 115H219L220 118H221ZM107 116H105V117L107 118ZM116 116H118L117 119H115ZM203 116H202V118H203ZM225 116H226V114H225ZM157 117H159V116H157ZM148 118H150V119H148ZM207 119H210V118L208 117ZM212 119H213V117H212ZM60 120H59V122H61ZM48 121L51 122V123L48 122L49 125L50 124H53L52 126H54V124L57 125V123L54 122V121H57L55 119H48ZM52 121H53V123H52ZM201 121H203V123ZM64 122H61V123H64ZM262 123H264V122H262ZM65 125H68V124L66 123ZM236 125H237V127L239 126L238 123H236ZM33 126H32L31 129H33ZM166 126L168 128H166ZM233 126H235V125H233ZM62 127H65L66 129L62 130L61 129ZM222 127H224V126H220L221 129H222ZM206 128H208V129H206ZM235 128H234V130H236ZM221 129H219V131H217L216 133H219ZM226 130H227V128H226ZM226 130H224L223 132L225 133ZM234 130H232V131H234ZM49 131L50 130H47V132H49ZM34 132L36 133V131H34ZM193 133H196L194 135V137H192ZM207 133H210V132H207ZM219 134L220 135H217L219 140H220L219 136L222 135V137H221L222 139L220 141H222L223 139L226 138V137L223 138V134H221V133H219ZM225 134H227V137L230 136L229 133H225ZM49 137H50V135H49ZM203 137H205V136H203ZM16 140H19V137H14V139H9V140L8 139L7 140H2V141L0 140V142H2V143H0V145L1 144H4V145L7 144V146L9 147V146H11L10 145L11 142L13 143ZM230 140L231 139H228V142ZM23 141H25V140H23ZM212 141H214V140L212 139ZM226 142H227V140L225 139V142L223 141V143H226ZM35 143H36V141H35ZM64 143H65V145H64ZM247 143H249V142H247ZM4 145H2V146L5 147L6 145L5 146ZM42 145H43V142H42ZM177 145H179V146H177ZM220 145H222V142H221ZM253 145H254V143H253ZM253 145H251V146H253ZM60 146H59V148H61ZM3 147H1V148H3ZM35 147H36V145H35ZM35 147H34V149H37ZM43 147H44V145L41 148H43ZM247 147H248V145H247ZM250 150H248V151H250ZM35 151H37V150H35ZM58 151H60V149H58ZM56 152L57 151L52 152V154L55 153V155H57ZM60 152L63 155L66 154V153H63L62 149H61ZM199 153H201L202 155H200ZM58 154H59L58 156L61 155L60 153H58ZM167 154H169V153H167ZM245 154H246V152H245ZM45 156H46V154H45ZM59 158H61V157H59ZM74 158H76V159H74ZM142 158H143V155H142ZM172 158L173 157H171V159ZM222 158H220L219 160H221ZM134 159L136 160L135 156H134ZM69 160H70V163H68ZM59 161L57 163H59ZM150 161L151 162H153V161L155 162V159H153V161L152 160H150ZM159 161H157V163H160ZM12 163L14 164V166H13V168H14L16 163L13 162V161H12ZM83 163L87 164V161L83 162ZM139 163H140V161H139ZM214 163H215V160H214ZM50 164H51V162H50ZM50 164L47 165V167H49ZM88 164H90V166H91V164H93V166H92L93 169L96 168V167H94V160H93V163H88ZM130 164H132V163H130ZM53 165H54V163H53ZM64 165L62 166V168L65 167ZM128 165L129 164H126V168H127ZM17 166H19V165H17ZM81 166H83V165H81ZM117 166H115V167H117ZM121 166H122V164H121ZM152 166H154V165H152ZM160 166H162L161 163H160ZM50 167H53V166H50ZM105 167H108V166H105ZM141 167H143V166H141ZM146 167H148V166H146ZM83 168H85V167H83ZM109 168L106 169V168L102 167V169H98V166H97V169L94 170L95 172H93V174H92V171H91V174L93 176H96V175L98 176L99 174H101V172L104 171V169L108 170ZM42 169H44V168H42ZM64 169H66V168H64ZM64 169H63V171H64ZM87 169H85V170H87ZM187 169H189V168H187ZM187 169H186V171L189 172L190 169L189 170H187ZM97 170H100L101 172L98 171V174L94 175L95 173H97L96 172ZM80 171H83V170L81 169V170H79V172ZM79 172L77 171L78 175H77V173L76 174L74 173L75 176L77 175V177H78L79 176ZM18 173L19 172H17L16 175H18ZM65 173H67V170H66ZM107 173H108V171H107ZM177 173H179V172L177 171ZM67 174L69 175L70 173H67ZM27 176H28V174H27ZM104 176L105 175H103V177ZM65 177H66V175L64 174V178ZM24 178L25 177H23V179ZM96 178H99V176L96 177ZM177 178H176V180H177ZM92 179L95 180V178H92ZM160 179H161V177H160ZM24 181H25V179H24ZM98 181H99V179H98ZM148 181H151V180L148 179ZM4 182H6V181H4ZM1 183H3V181ZM1 183H0V186H1ZM139 184H140V182H139ZM151 184H153V183H151ZM202 184H203V182H202ZM8 185H9V182H8ZM47 185H49V184L47 183ZM7 187H11V185L7 186ZM182 187H184V186H182ZM165 188H168V187L165 186ZM161 189L163 190V187ZM200 189L202 190V188H200ZM15 190H16V188H15ZM52 191H54V189ZM103 191H101V192H103ZM146 191L149 192L150 189L149 190L147 189ZM11 192H12V190H11ZM165 192L169 193L168 191H165ZM56 193H58V192H56ZM163 193H164V191H163ZM176 193H177V191H176ZM121 194H122V192H121ZM113 195H115V194H113ZM172 197H173V195H172ZM6 198L4 197L5 203H6ZM167 200H168V198H167ZM168 201H170V200H168ZM243 201H244V199H243ZM8 203H10V202L8 201ZM112 203H114V200L112 201ZM140 203H138V204H140ZM132 204H135V203L134 202L132 203V201L129 202L128 203V208H131V207H129V205L131 206ZM143 204L141 203L142 206H144ZM154 206H157V205H154ZM165 206H167V205H165ZM138 207H140V206L138 205L137 208ZM168 209H169V207H168ZM170 209H169V211L167 210L168 213L171 211ZM175 209H176V207H175ZM135 210L131 208V209H129L128 212H125L123 214V217H122L123 219L120 218L121 222H119V224L121 223V225H122V221H123L124 223L128 224L127 227H132L131 225H136L138 223L139 224V225H137L138 227H140V225H141L144 228L147 223L151 222L152 225L150 223L148 225L149 229L147 231L143 230L142 233L140 232L141 234L138 233V232H137V234H132L131 233V237L134 236V238L132 240L130 239V242H129V244L127 243L128 244L127 246L126 245L123 246V244L121 243V245L123 247L121 245L117 246V244H115L116 242L114 243V241L116 239V238L114 239L115 234L109 233L111 235L108 234V237L114 235L113 237H111V238L114 239V241L111 240V238H110L111 242L108 243L109 247L108 246L105 247L102 244L105 241L104 242L102 241V243H101L102 245L100 244L101 246L97 247L96 249L94 248L95 250L92 247H90V246H92V245H90V243L91 244L92 243L93 244L97 243V242L93 241V240H96L94 238H97L95 236H97V233L99 234L100 231H102V230L105 231L107 229V227L105 229H101L100 228L99 232L97 231V229H94V231L95 230L97 231V232L95 231L96 235L93 234V232H91L92 233L91 235H95V236L94 237L92 236L93 237V239H92L93 242L90 240L91 242L88 243V246L90 245L89 246L90 249H93L94 251L91 250L92 251L91 252L89 250V248H87L89 251H88V254H86V257L83 256V255H85V253H83V255L80 253L81 254L80 256H82L81 260L82 261L84 260V264H175V262H176L175 258L173 256H171V254L169 252H167V253L163 252L164 251V249H163L164 247L161 249L160 246H163V244L157 241L158 243L161 244L160 245V244H158L156 242L157 239L158 240H161V239H159V238L156 239L155 238L156 235H158V233L156 234L157 230H153V229L167 226L169 228L168 230H171V228H174V229L176 228V230H177L178 228L181 229V227L183 225H189V227L195 226V228H197L196 226H198L200 223H202V225L201 224L200 225L203 226V221L206 219V218H204V220L202 219L203 221L201 222V221H198L196 218L189 219V220H187V218H184V220L186 219L187 222L185 221L186 223H182L183 225L181 227L180 226L178 227L176 219L180 218L178 215H180L182 212L178 214V212H177L178 209H176L177 213L173 212V210H172V212H171L172 214L170 213L172 216L170 215L171 217H169V216L166 217L168 220H166L165 216H162L164 214L155 215V213H154L153 214V215H155L154 219L151 220V218H150L151 221L147 220L149 222H146V224H145V222L141 223L142 222L141 219H143L144 216H146L145 213H143V211L142 212L139 211V213H137L138 216H136L135 219H133V214L136 213ZM157 210H160V208H158ZM181 210H183V209H181ZM189 210H190V208H189ZM84 211H85L84 213H87L86 210H84ZM144 211H146V210H144ZM157 212H156V214H157ZM193 212H195V211H193ZM81 213H82V211H81ZM174 213L176 215L175 219L172 218V217L175 216ZM185 213H186V211H185ZM75 215H76V213H75ZM80 215H76V216H80ZM87 215L90 216V214H88V213H87ZM87 215L85 216V214H84L85 217H83V213H82V215L80 217H83L82 220L86 221ZM114 215H116V214H114ZM166 215H167V213H166ZM187 215L189 216V214H187ZM193 216L195 217L196 215H193ZM118 217L116 219H118ZM70 218H71V215H70ZM77 218H79V217H77ZM84 218H86V219H84ZM102 218L104 219V220H102L104 222L105 221V217H102ZM212 218H211L210 221H213ZM88 219H90V218H88ZM77 220H79V219H77ZM85 221H84V223H85ZM88 221H86V222H88ZM143 221H146V220L143 219ZM175 221H176V223H175ZM181 221H183V219H181ZM216 221H218V220L216 219ZM41 222H42V220H41ZM91 222H93V221H91ZM219 222H222V221H219ZM215 223L216 222H214V224ZM81 224L82 223H80V225ZM87 224L85 223V225H87ZM104 225H105V222H104ZM204 225H206V224L204 223ZM71 226H73V225H71ZM81 226H83V227L79 228V229L76 228L77 226L76 227L74 226L76 228V230L78 229L77 231H74V232H79L80 229H81L82 234L83 233L85 234V231H83V230H85V227H84V225H81ZM114 227L116 228L115 225H114ZM114 227L112 226V228H114ZM125 227L123 226V228H125ZM226 227H229V225L226 226ZM75 228H74V230H75ZM112 228H110V229H112ZM150 228L152 229V231L150 230ZM193 228L194 227H192V229ZM236 228H238V226ZM239 228H241V227L239 226ZM24 229H22V230H24ZM87 229H88V226L86 228V231H89ZM187 229L189 230L190 228H187ZM128 230L129 229H127L126 231H128ZM131 230L132 231H136V230H134V228L131 229ZM126 231H125V233H126ZM185 231H186V229H185ZM103 232H100L99 235H101V234L105 235L106 231L104 233ZM195 232H197V231L195 230ZM0 233H2V232L0 231ZM14 233L16 234V231ZM67 233L70 234L69 231H67ZM67 233H65V234H67ZM71 233H73L72 230H71ZM79 233H77V235H79ZM114 233H115V231H114ZM122 233H119V234H121V237L123 236ZM82 234H81V236H84ZM86 234L88 235V232ZM119 234H116V236L118 238H120V236H118ZM71 235H69V237ZM73 235H75V233H73ZM127 235H129V234H127ZM127 235L125 234V236H127ZM16 236H18V235H16ZM81 236H80V238H81ZM102 236H100V239H101ZM125 236H124V238H125ZM6 238H8V237H6ZM27 238H28V236H27ZM51 238H53V237H51ZM55 238H57V237H55ZM77 238L74 237L75 240ZM164 238H162V241H164V243L166 244V240ZM201 238L197 237V239H199L200 241H201ZM59 239L60 238L58 237V240ZM66 239L69 240V238H65V240ZM74 239L72 237V240H74ZM87 239H91V238L89 237V238L83 239V240H85L84 243L87 242L86 241ZM100 239L96 240V241H100ZM121 239H123V237ZM202 239L204 240V237ZM10 240H12V239H10ZM23 240L25 241V239H23ZM23 240H22V242H23ZM80 240H79V244L77 243V245H75V246L78 247L79 245H81L82 248H81V246H79L78 248L79 249L81 248L82 251H83V249H85V246L87 244L85 245L83 243L84 244V246H83L82 245V240L81 241ZM116 241L118 243V241H120V239H116ZM207 241H208V243L210 242L208 239H207ZM13 242H15V241H13ZM13 242H11V244ZM63 242H64V239H63ZM107 242H109V241H107ZM138 242H140V243H138ZM171 242H170V244L173 245ZM73 243L70 242V244H73ZM112 243H114L115 245L112 244ZM176 243L178 244V242H176ZM105 244H106V242H105ZM110 244H112V245H110ZM170 244H168V245H170ZM62 245H65V244L63 243ZM174 247H175V245H174ZM178 247H180V246H178ZM40 248L41 247L39 246L38 249H40ZM45 248H46V246H45ZM52 248L49 249V250H51V252L49 251L51 254L54 253L55 250L58 251V249L56 247H55L56 248L55 250L52 249ZM61 248H62V246H61ZM74 248H76V247H74ZM170 248L169 249L167 248V249L170 250ZM87 249H85V250H87ZM59 250H60V248H59ZM85 250L83 252H85ZM71 251L73 253V251H75V250L71 248ZM178 251H177V253H178ZM49 252H48V255H51V254H49ZM59 252L63 253L62 250H60ZM76 252L78 253L79 250L77 249ZM183 252L185 253L184 249H183ZM44 253H46V250L44 251ZM55 253H56V251H55ZM32 254L33 253L31 252V255ZM65 254H67V252ZM65 254H63V255L65 256ZM31 255H29V257ZM57 255H59V254H56V255H53V256L57 257ZM67 255H68L69 260L68 259L65 260L63 258H61L63 261H60L61 259L60 260L51 259L49 261L43 260V263H41L42 260L38 259L39 262L37 264H46L48 262H49V264H75L77 261L79 262V259L76 260L77 257H79V256H77L79 254H76V253L74 254L73 253L72 255H69V254H67ZM23 256H25V254ZM41 257H42V255H41ZM44 257H45V254H44ZM46 257H48L47 254H46ZM48 258H50V257H48ZM184 258H186V257H184ZM9 259H11V257H9ZM27 259H29V258L26 257V260ZM31 259H34V257L32 258V256H31ZM85 259H88V260H85ZM23 260H25V259H22L21 261L23 262ZM26 260L23 262V264H34L35 263V262H33V263L30 262L31 260L30 261L29 260L26 261ZM36 260L37 259H35V261ZM173 260L175 262H173ZM186 260H188V258L185 259V260H180L179 259L180 262L179 263L176 262V264H185ZM15 261H16V259H15ZM44 261L46 263H44ZM22 262H20V264ZM76 264H78V263H76Z\"/></svg>",
	"mask_w": 264,
	"mask_h": 264
}]
</instances>
